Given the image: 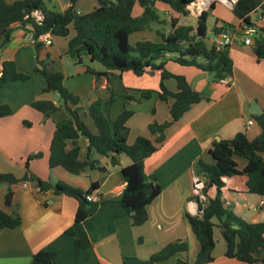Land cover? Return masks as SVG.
<instances>
[{"label":"crops","instance_id":"1","mask_svg":"<svg viewBox=\"0 0 264 264\" xmlns=\"http://www.w3.org/2000/svg\"><path fill=\"white\" fill-rule=\"evenodd\" d=\"M58 1L61 3V12L70 5L68 0L65 3ZM49 2L50 0L47 7L52 10L48 6ZM89 2L87 4L95 9L94 4ZM155 6L163 16L178 17L159 2ZM76 10L84 14L81 10ZM141 13L142 9L138 6L133 8V16L137 17ZM260 14L261 10L253 12L249 16L250 22L257 29H264V15ZM189 17L192 18L190 15ZM216 20H219V24L223 23L220 19ZM241 25V21L235 18V23L230 26L237 30ZM27 29L15 25L9 44L0 50V66L5 61H11L18 73L29 76L26 81L9 82L0 87V105L7 106L12 112L10 116L0 118V174H10L18 180L17 184L10 187L0 184V210L15 213L20 218L17 228H0V264H32V256L40 250L55 252V264H122L124 257L145 261L167 244L176 241L186 242L187 252L156 264H176L179 261L192 264L199 245L185 214L195 216L198 211L197 198L204 201V198L195 195L193 191V165L198 159L206 164L214 163L208 151L216 141L230 140L238 133H245L249 140H253L260 134V128L252 118L257 116L251 115L249 110L251 103L255 102L261 111L260 115L264 116V58L257 61L252 46L241 43L230 46L229 56L233 69L227 86L213 83L207 73L195 67L167 61L166 71L184 77L203 99L192 105L166 131L165 142L144 161V173L154 176L161 188L159 196L147 206V221L141 226H133L121 204L111 201L101 204L93 216L77 223L75 213L78 203L75 199L56 189L43 191L36 181L23 179L24 175L33 176L51 186L64 183L84 191L96 184L97 188L92 193L95 199H116L125 187L120 169L128 166L130 160L126 156H120L119 166L109 168L108 173L85 170L80 175H72L62 168H49V146L55 123L71 119V115L67 109L60 108L49 118H45L32 108V103L37 100L55 102L57 95L42 93L46 83L44 77L35 72V67L40 65H36L34 47L28 40ZM70 30L69 28V32ZM146 32L148 31L132 34L144 35ZM67 37L68 35L63 37L67 40L65 45L58 46L60 70L51 65L55 57L53 45L56 46L53 40L51 46L43 48L38 54V61L43 66L51 63L54 70L62 73L63 86L79 97V115L91 131L96 130L87 109L97 99L103 101V113L113 120L123 110L125 97L131 98L125 103V107L133 112L126 123L129 145L139 136L148 137L147 127L152 122L163 123L169 120L168 105L158 101L155 94L150 99L137 101L140 98L139 91L158 90L159 71L148 70L141 76L132 72L115 71L107 77L102 76L97 85L95 76L87 71L86 66L76 65L70 58L69 63L64 62V55L68 52ZM140 39L137 42H161L156 32L154 38ZM212 39L207 40L209 45ZM90 68L97 73L105 72L103 69ZM67 70L75 72L70 74ZM164 85L170 92L177 89L173 78L164 80ZM111 92L114 102L107 106L105 102ZM116 95L124 100L119 107H116ZM248 120L254 122L250 127H247ZM80 144L84 152L86 143L82 141ZM35 155L39 157L29 161L27 172L25 162L28 157ZM92 157L99 159L103 165L107 164V159L95 154ZM235 161L237 168L242 170L245 160L236 158ZM245 182L246 178L243 176L233 179L231 190L221 194L224 205L247 223H264V201L257 195L247 194ZM24 183L26 188L22 187ZM8 190L12 192L11 208L4 204ZM68 230H72L76 237L85 233L89 241L76 261L74 237L67 234ZM213 235L215 247L212 252L213 262L210 264H238L234 259L225 257V242L218 229H214ZM190 247L192 251L189 250Z\"/></svg>","mask_w":264,"mask_h":264},{"label":"trees","instance_id":"2","mask_svg":"<svg viewBox=\"0 0 264 264\" xmlns=\"http://www.w3.org/2000/svg\"><path fill=\"white\" fill-rule=\"evenodd\" d=\"M49 0H0V50L6 47L14 31L15 25L27 27L34 39L45 33L71 29L73 36L68 39V52L76 51L73 61L82 64L83 61L100 64L103 73L94 72L86 66L88 72L95 76L96 84L101 77H107L112 72H132L141 76L148 70L160 72V83L157 91H139L137 100L150 99L154 94L157 100L168 105L169 120L163 123L152 122L148 125V137L139 136L133 144L127 143V121L133 115L125 107L131 98L125 97L121 113L113 120L102 111L103 101L97 99L88 106V116L95 128L91 131L79 115V97L73 95L63 86V75L54 70L50 64L43 66L38 61V54L43 46L40 43L33 45L35 51V72L40 73L45 79L43 94L55 96V102L37 100L32 103V108L49 118L55 111L65 108L71 119L55 123L54 133L49 146V168H62L72 175H80L85 170L108 173L109 168L119 166L118 158L126 156L130 164L120 169L125 187L116 199L97 197L95 201H88L96 190L97 185L92 184L86 191L57 183L51 186L47 182L37 180L33 176L24 175L23 179L36 181L41 190L58 189L60 193L75 199L78 207L75 221L83 222L93 216L99 206L106 202L117 201L121 204L133 226H141L147 221V206L161 193L154 176L144 173V161L150 157L165 142L166 131L175 124L190 107L202 101V96L193 90L186 79L175 76L166 71L167 61L174 60L182 66L195 67L207 73L213 83L231 77L233 63L229 56V48L216 50L208 44L207 19L209 10L214 8L211 4L209 10L197 14L195 26L179 24L177 18L172 17L168 26L169 31L154 30L161 42H137L133 47L129 43V36L134 32L151 31L153 24L166 25L165 19L156 8L157 2L167 6L173 14L181 17L189 15L188 6L195 0H95L98 7L91 12L81 14L76 10L77 0H68L69 7L57 12L47 7ZM262 0H238L231 12L243 25H251L250 15L261 10L264 15ZM142 9L141 15L135 17L133 8ZM38 12L42 16L37 21L32 14ZM234 30L230 25L219 24L216 20L210 32L214 35L222 30ZM253 52L257 61L264 58V29H258L257 36L253 39ZM173 78L177 89L170 92L164 85V80ZM29 76L16 71L11 61L2 64L0 87L3 84L15 81H26ZM114 102L112 92L105 102L110 106ZM11 110L0 105V118L10 116ZM260 128V134L249 140L245 133H238L230 140H219L212 144L209 154L213 164H206L198 159L193 165L195 176L203 181L200 196L204 201L198 200V211L201 216L185 214V218L194 235L199 250L192 264H210L213 262L212 252L215 247L214 229H218L225 242V257L234 259L238 264H264L261 255L264 253V223H247L236 216L233 211L224 205L221 194L232 188L233 179L237 176L246 178L245 189L247 194L259 196L264 201V116L252 117ZM26 125V123H24ZM29 125V124H28ZM86 143L82 152L81 142ZM107 159V164H101L99 159ZM39 155L30 156L25 162L28 164ZM241 158L246 164L242 170L237 168L235 159ZM10 174H0V184L12 186L17 184ZM7 208L12 207V192L8 190L4 197ZM20 225L17 214L6 213L0 210V228L15 229ZM236 227V228H234ZM67 234L74 237V261L88 244L85 233L74 236L72 230ZM188 245L183 241H176L164 246L160 251L152 254L147 260L124 257L122 264H156L166 261L179 253H186ZM56 254L53 251L40 250L32 256V264H55ZM176 264H188L177 262Z\"/></svg>","mask_w":264,"mask_h":264},{"label":"rangeland","instance_id":"3","mask_svg":"<svg viewBox=\"0 0 264 264\" xmlns=\"http://www.w3.org/2000/svg\"><path fill=\"white\" fill-rule=\"evenodd\" d=\"M62 3L67 2V0H60ZM89 1H91L92 4H94L95 8H97L99 5L96 1L94 0H78L76 4H78V6H76L77 9L81 10L84 14L89 13L93 10L94 7H90L89 4H87ZM90 3V2H89ZM215 7L213 10H209V17L207 19V28H208V35H207V40L209 41L210 39L213 38V34L210 32V30L213 28L215 20L216 19H220V22H223L226 25H231L233 23H235V17L233 16L231 9L225 7L224 5H222L219 2L214 3ZM49 8H51L52 10H55L57 12H61V3L58 0H50V2L48 3ZM197 14L198 12H189V15L192 17L190 18L189 15L187 17H181L178 16L177 19L179 21V24H183V25H191V26H195L196 24V19H197ZM161 18L165 19V21L167 22V26L166 25H158L156 23L153 24V29L146 32L144 35L142 33H135L132 34L129 40V43L131 46H135L137 43V40H141L140 38L144 37V38H154L155 37V31L154 30H162L164 33H167L169 31V22L171 20L172 17H167L166 15L163 16V13H160ZM176 16V15H175ZM194 17V18H193ZM73 36V31L70 30L68 37L67 38H71ZM52 40L54 41V43H56L53 45L55 51H54V59H53V64H51L53 66V68L55 67L56 69L61 68L60 63L58 62L59 59V50H58V46L60 45H65L66 41L63 37L61 36H55L52 35L51 36ZM66 54V53H65ZM68 58L69 57V53H67V55H64V62L65 63H69L68 62ZM173 63L174 60H169ZM55 64V65H54ZM76 65H82V66H91L92 68H98V69H103V67L98 64V63H89L87 61H83L82 64H76ZM70 67V64L68 65V68ZM38 68V66H37ZM71 69V68H70ZM104 70V69H103ZM67 72H69L70 74H74L75 71H71V70H67ZM139 93V92H138ZM124 102L123 98H120L119 95H116V107L120 106L122 103ZM134 109V107H133ZM136 111V109H134ZM190 251H192V247L189 248ZM261 258L264 259V253L261 255ZM257 264H261L260 262Z\"/></svg>","mask_w":264,"mask_h":264},{"label":"built area","instance_id":"4","mask_svg":"<svg viewBox=\"0 0 264 264\" xmlns=\"http://www.w3.org/2000/svg\"><path fill=\"white\" fill-rule=\"evenodd\" d=\"M238 0H195L194 3H192L190 6H188L189 12H202L207 11L211 4L219 2L225 7L232 10L233 6ZM261 6H264V0H262ZM32 17H34L37 21L42 20V16L38 12H34L32 14ZM29 33L28 40L29 42L34 45L35 43H40L43 48H47L51 46L52 44V34L51 33H45L42 35H39L36 39H34L33 34L31 32ZM258 29L255 27V25H241L239 29L228 30L224 29L219 34L214 35L213 39L211 41V46H213L216 50H222L225 47H230L233 44L241 43L244 46H252L253 45V39L255 36H257ZM2 76V65L0 66V78ZM229 77H226L218 82L220 85L227 86L229 85ZM254 124L253 120L247 121V127H250ZM26 184H22L23 188H26ZM203 188V181L201 178L195 176L193 178V191L194 194L197 196H200V191ZM88 201H95V198L93 195L88 196L86 198ZM261 204H263L261 202Z\"/></svg>","mask_w":264,"mask_h":264},{"label":"water","instance_id":"5","mask_svg":"<svg viewBox=\"0 0 264 264\" xmlns=\"http://www.w3.org/2000/svg\"><path fill=\"white\" fill-rule=\"evenodd\" d=\"M68 34H69V29L59 30V31H56V32L52 33V35L61 36V37H66ZM75 55H76V51L73 50V51L69 52L70 59H73L75 57ZM38 68L42 69V66H38ZM249 113L251 115H254V116H260L261 111L259 110V108L257 107L255 102L251 103V109L249 110ZM56 191L59 192L58 189H56ZM196 215L197 216H201V212L196 211ZM234 228H236V227H234Z\"/></svg>","mask_w":264,"mask_h":264}]
</instances>
